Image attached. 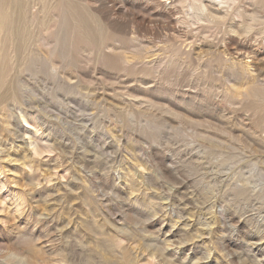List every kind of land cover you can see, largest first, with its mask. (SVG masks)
<instances>
[{
	"label": "rangeland",
	"instance_id": "rangeland-1",
	"mask_svg": "<svg viewBox=\"0 0 264 264\" xmlns=\"http://www.w3.org/2000/svg\"><path fill=\"white\" fill-rule=\"evenodd\" d=\"M197 1L0 0V264H264V0Z\"/></svg>",
	"mask_w": 264,
	"mask_h": 264
},
{
	"label": "bare ground",
	"instance_id": "bare-ground-1",
	"mask_svg": "<svg viewBox=\"0 0 264 264\" xmlns=\"http://www.w3.org/2000/svg\"><path fill=\"white\" fill-rule=\"evenodd\" d=\"M175 1V0H174ZM235 2V0H220L219 1V3L221 4H225L226 6H231V5H233V3ZM174 3V2H173ZM167 4V3H166ZM170 4V3H169ZM171 5V4H170ZM191 8H193V9H195L196 11H198V12H196V13H194V19H200V18H203V17H211V18H213V19H217V20H224L223 18L224 17H222L221 16V14L219 15V13H221V12H219L218 13V11L217 10H215V9H213L212 7H214L213 6V4H210V3H207L206 2V0H198L196 3H192L191 5ZM242 7V6H241ZM246 8V7H245ZM172 9V11H173V8H171ZM229 9V8H228ZM220 11V10H219ZM239 13V12H238ZM191 14V13H190ZM223 14V13H222ZM180 15V14H179ZM224 16V15H223ZM240 16V15H239ZM250 17V16H249ZM257 17V16H256ZM171 18V17H170ZM230 18V17H229ZM246 18V17H245ZM178 19V18H177ZM262 19V18H261ZM209 20V19H208ZM214 20V21H215ZM234 22V21H233ZM248 22H249V20H248ZM242 24V23H241ZM240 24V25H241ZM248 24V23H247ZM260 24V23H259ZM232 26V25H231ZM247 26V25H246ZM251 26H253V25H248V28L250 27L251 28ZM177 27H178V25H177ZM243 27H244V25H243ZM175 29V28H174ZM237 29V28H236ZM179 30V29H178ZM237 32V31H236ZM260 36V35H259ZM249 48V47H248ZM244 52V51H243ZM145 247V246H144ZM144 249V248H143ZM128 258V257H127ZM130 258V257H129Z\"/></svg>",
	"mask_w": 264,
	"mask_h": 264
}]
</instances>
